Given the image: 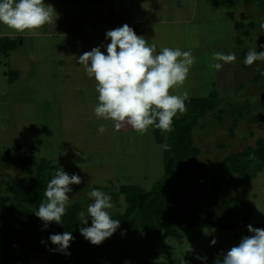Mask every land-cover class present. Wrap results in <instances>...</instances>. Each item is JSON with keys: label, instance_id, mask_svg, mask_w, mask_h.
<instances>
[{"label": "rangeland", "instance_id": "374dc122", "mask_svg": "<svg viewBox=\"0 0 264 264\" xmlns=\"http://www.w3.org/2000/svg\"><path fill=\"white\" fill-rule=\"evenodd\" d=\"M246 4L237 10L235 19L238 17L247 24L242 27L247 29L250 37H244V45L237 46L234 40L236 32L232 33L230 47L237 60L232 63V72L227 75L210 69L209 64L215 62L213 53L217 52L216 43L223 40L214 34L216 20L225 13L224 21H227L225 16L231 14H226L225 8L208 18H202L201 13L196 15V20L201 18L204 27L202 35L208 50L203 58H196L181 91L187 90L189 97H206L209 91L216 90L217 98L214 107L199 118L191 132L197 152L186 159L184 175L174 183V187L179 186L185 191L194 187L192 171L196 163L204 164L201 183L211 188L214 179L223 172L219 166L223 158L247 148L264 146V62L257 61L252 66L243 63L249 49L257 47V52L264 51L260 47L264 45V31L260 29V23L264 22V0H250ZM51 5L57 13V6ZM70 21L72 24L69 17L61 22L56 19L51 25L23 33L0 24V34L11 38L16 36L12 41L14 49L0 54V213L3 214L0 240L8 234L10 226H14L16 232L23 231V234L45 230L43 224L35 221V205L17 199L9 189L11 185L25 182L37 173V166L25 170L15 162L18 147L26 155L33 156L38 164L42 158H47L51 163L50 179L60 167L69 175L77 174L82 178L81 184L70 185L72 192L68 193L70 204L66 209L67 213L75 206L78 221L79 213L86 212L88 205L93 203L88 196L93 188L112 197L114 207L109 212L114 217L123 214L129 206L123 187L134 185L142 193H147L164 174L161 145L166 144L168 133L153 127L140 135L126 125L116 131L112 121L98 119L94 114L98 103L96 82L94 78H88L78 64L79 56L86 50L80 49L78 55L74 51L73 57L70 50L76 42L73 36L44 37L40 34L59 27L57 23L70 28ZM190 29L189 24L179 29L183 33H170L168 46L192 51V47L198 46L201 41L199 35L189 32ZM246 48L248 50L243 51ZM222 76L226 81L218 83ZM101 124L107 128L103 134L97 130ZM218 197L230 204L217 218L221 227H191L188 225L189 214L177 223L174 217L180 214L174 207L171 208L172 217L157 223L161 236L154 247L155 261L175 264H200L205 261L206 264H214L218 257L222 259L231 247L238 245L248 225L264 228V168L247 182L225 183ZM241 203L252 208L248 225L243 223L244 209L236 206ZM24 209L32 212V217L27 223L24 220L16 223L19 211ZM200 215L205 216V213ZM86 219L87 225L91 226L92 218L86 216ZM213 239L216 240L215 245L211 244ZM3 250L8 256L24 254L20 244H15L13 249L0 247V253ZM102 253L98 259H102ZM51 254L50 247L36 249L25 264H62L52 259ZM88 262L85 260V263Z\"/></svg>", "mask_w": 264, "mask_h": 264}, {"label": "clouds", "instance_id": "9594fccd", "mask_svg": "<svg viewBox=\"0 0 264 264\" xmlns=\"http://www.w3.org/2000/svg\"><path fill=\"white\" fill-rule=\"evenodd\" d=\"M56 16L54 7L45 4L44 0H0V24L18 33L51 25L55 23ZM260 29L264 31V22L260 23ZM106 38L111 41L106 45L107 54L100 47H94L78 58V64L88 78H94L96 82L98 103L94 107L95 116L112 121L116 131L128 125L140 135L153 127L162 133L172 132L174 118L186 111L185 102L189 100V92L181 89L196 62L192 51L162 47L158 52L155 43L138 36L128 24L108 30ZM260 47L264 48V45ZM256 48L246 53L243 61L246 66L264 62V51L257 52ZM236 60L234 53L214 52L215 62L210 63L209 68L220 71L224 64L235 63ZM97 130L103 134L107 128L101 124ZM161 149L167 151L170 146L163 144ZM81 183L79 175H69L62 167L55 171L47 183L45 200L34 211L45 228L53 222L62 224V217L70 204V185ZM88 196L93 203L88 205L86 212L81 211L79 217L80 223L87 225L86 216H90L91 226L80 227L79 231L86 240L98 246L116 232L121 221L110 215L109 210L114 205L109 194L93 188ZM247 227L252 235L244 236L214 264H264V228ZM74 239L68 231L49 236L51 243L58 246L53 251L65 255L71 254L67 250ZM215 243L213 239L211 244Z\"/></svg>", "mask_w": 264, "mask_h": 264}, {"label": "trees", "instance_id": "16d2710c", "mask_svg": "<svg viewBox=\"0 0 264 264\" xmlns=\"http://www.w3.org/2000/svg\"><path fill=\"white\" fill-rule=\"evenodd\" d=\"M82 1V0H77ZM13 38L0 37V53H7L9 49H14ZM217 98V91L212 90L206 97H189L186 103V111L179 118L173 120V131L168 133L167 142L170 149L164 151V174L156 181L152 191L142 193L138 187L127 185L123 187L126 193L129 206L123 214L112 217L121 221L119 228L100 245H93L80 234V227H90L82 225L76 218V207L68 211L62 217V224L50 223L45 230L39 233H25L14 231V226L8 228V234L0 240V247L12 248L15 244L23 247L24 254L19 257L8 256L6 250L0 253V264H25L31 259L32 251L50 247L52 259L62 264H175L170 262L155 261L156 253L154 247L160 239V230L157 223L163 218H171L172 210L179 212L175 214V221L184 220L188 214L191 227L202 226L206 228L221 227L217 218L219 213L224 212L229 207L227 201H220L219 194L221 187L225 183H239L241 180L247 182L254 178L258 172L264 168V146L259 149L247 148L244 151L230 154L222 159L219 166L223 170L213 181L212 187L201 183V178L205 171L203 163H196L193 168L195 177L194 187L190 190H183L181 187H174L184 175L187 167L186 159L196 155L197 149L193 146L192 130L197 125L198 120L206 111L211 110ZM13 157V156H12ZM8 163V156H5ZM14 160L25 170H31L37 166V173L33 178L21 183L13 184L9 187L17 199H21L29 204L35 205V210L39 203L45 200L44 192L47 183L50 181L51 163L47 158H42L38 164L33 156H28L18 147L15 150ZM237 207L244 209L243 223L247 224L252 212L251 206L244 203L237 204ZM20 216L16 223L22 220L28 222L32 217V212L20 210ZM200 213H205L201 216ZM0 219L3 214L0 213ZM37 223L43 224L36 215ZM154 220L156 222H154ZM175 222V223H176ZM138 230L140 233L138 234ZM65 231L71 232L75 237L70 243V255H65L57 249L49 240L52 234H62ZM252 235L248 230L244 236ZM43 241V243H42ZM86 242V243H85ZM107 249L108 251H104ZM102 253V259L97 258ZM112 253L115 255L113 256ZM85 260L89 261L85 263Z\"/></svg>", "mask_w": 264, "mask_h": 264}, {"label": "crops", "instance_id": "0c3cea01", "mask_svg": "<svg viewBox=\"0 0 264 264\" xmlns=\"http://www.w3.org/2000/svg\"><path fill=\"white\" fill-rule=\"evenodd\" d=\"M247 1L250 0H44L45 4H55L57 6V20L61 22L66 20V17H69L72 20V24L70 21L68 22L70 28H64L61 23H57L59 27H52L51 30H44L40 34L44 37L50 35L57 37L68 36L71 38L73 36L74 38L72 39L76 40V42H73L74 48H70L72 50L71 56H73L74 51L78 55L80 49L91 51L94 47H100L101 51L107 54L106 45L111 41L106 38V32L124 24H128L138 36H143L149 43H155L157 49L167 47L171 39L170 35L183 33L179 29L190 24L191 29L189 32L199 35L198 39L201 41L198 46L192 47V53L196 58L201 59L206 55L208 46L205 44L207 42H205L206 39L203 37L204 34L202 35L204 27L201 23V18L199 21L196 20V15L201 13L200 16L202 18H208L212 17V14L214 15L219 9L226 8V14L230 13L231 16L227 15L225 18L230 20V22H227L228 20L224 21L223 15L225 13L219 17V20H216L217 24L214 25L216 28L214 34L222 37L223 40L216 43L215 49L217 52L225 54L232 53L230 46L233 42V32H236L234 40L237 46L245 42L244 37H250L247 29L242 27L246 23H243L238 17L235 19L237 10L241 9L242 4L247 5ZM65 7L67 10H64ZM212 20L210 19L209 21ZM249 24L251 25V23ZM208 27L211 28V26ZM0 37L9 36L0 34ZM13 37L16 36L13 35ZM246 50L248 49H243V51ZM9 51H12V49H9ZM231 67L232 63L224 64L219 73L230 74L232 72ZM224 77L219 79L218 83H222L225 80ZM199 96L205 97L203 95ZM126 126L128 129L131 128V126ZM200 264H206V262L203 261Z\"/></svg>", "mask_w": 264, "mask_h": 264}]
</instances>
